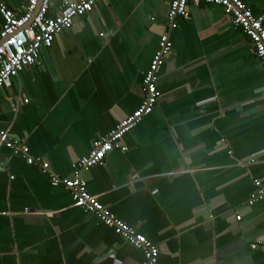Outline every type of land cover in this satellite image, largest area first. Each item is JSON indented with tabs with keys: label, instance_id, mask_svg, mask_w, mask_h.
<instances>
[{
	"label": "crops",
	"instance_id": "0c3cea01",
	"mask_svg": "<svg viewBox=\"0 0 264 264\" xmlns=\"http://www.w3.org/2000/svg\"><path fill=\"white\" fill-rule=\"evenodd\" d=\"M20 12L27 0H0ZM264 23V0H242ZM170 0H97L0 92V132L70 177L142 103ZM153 112L83 173L90 195L158 248L157 264H264V66L221 7L188 6ZM3 20L0 16V30ZM103 34V37H100ZM142 253L0 147V264H139Z\"/></svg>",
	"mask_w": 264,
	"mask_h": 264
},
{
	"label": "built area",
	"instance_id": "2783aa9c",
	"mask_svg": "<svg viewBox=\"0 0 264 264\" xmlns=\"http://www.w3.org/2000/svg\"><path fill=\"white\" fill-rule=\"evenodd\" d=\"M97 0H27L20 12H16L0 1V16L3 24L0 30V92L8 87L11 80L27 68L39 65L40 50L50 48L53 39L69 29L76 18L91 12ZM217 5L250 40L254 56L264 66V23L242 0H170L167 12V29L163 32L158 49L143 77V100L140 106L127 118L120 121L114 130L95 140L88 154L80 158L70 177H59L50 172L49 165L42 159L32 158L24 138L0 132V147L15 155H21L29 166H37L48 175L52 187H63L68 191L72 204L89 216L96 217L104 226L110 228L129 246L141 251L139 264H157L159 251L145 236L111 214L103 207L96 196L88 193L83 173L101 165L106 156L115 151L126 152L124 137L134 130L142 120L150 115L157 105L160 93L157 88L158 73L170 55L172 44L170 34L178 28V20H190L188 6ZM103 37V34H100ZM264 205V188L258 187L251 195L248 205ZM264 215V211H263ZM264 247V238L250 248Z\"/></svg>",
	"mask_w": 264,
	"mask_h": 264
}]
</instances>
